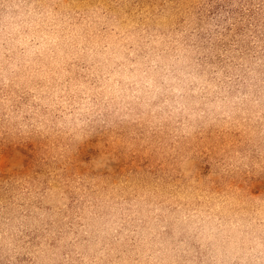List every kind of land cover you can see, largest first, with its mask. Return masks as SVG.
Returning <instances> with one entry per match:
<instances>
[{
  "label": "clouds",
  "instance_id": "obj_1",
  "mask_svg": "<svg viewBox=\"0 0 264 264\" xmlns=\"http://www.w3.org/2000/svg\"><path fill=\"white\" fill-rule=\"evenodd\" d=\"M0 264H264V0H0Z\"/></svg>",
  "mask_w": 264,
  "mask_h": 264
}]
</instances>
